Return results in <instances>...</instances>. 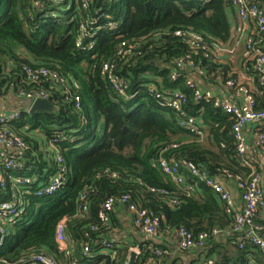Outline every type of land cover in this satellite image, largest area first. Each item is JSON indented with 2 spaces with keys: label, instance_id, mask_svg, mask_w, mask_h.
I'll return each mask as SVG.
<instances>
[{
  "label": "trees",
  "instance_id": "trees-1",
  "mask_svg": "<svg viewBox=\"0 0 264 264\" xmlns=\"http://www.w3.org/2000/svg\"><path fill=\"white\" fill-rule=\"evenodd\" d=\"M84 1H88L87 7ZM251 1L261 7L260 0ZM230 12L237 14L232 0H0V97L23 98V93L45 91L56 108L54 114L33 116L19 111L20 119L10 127L27 144L29 153L39 149L38 138L30 133L45 138V149L56 141L53 146L68 168L65 185L55 195L39 198L36 192L49 183L42 178L43 154L37 163L24 166L15 158L22 166L17 171L32 167L25 177L36 176L38 182L21 191L29 206L9 226L0 264H33V257L39 254L60 260L55 234L64 218L69 219L68 234L76 258L82 260L85 245L98 255L102 251L98 243L112 231L115 215H111L110 225L104 226L100 220L103 206L109 199L119 202L125 197L130 198V204L163 218L161 232L176 236L179 229H186L195 237L208 234L205 248L196 250L207 255L202 261L229 264L206 251L222 233L230 232L231 241H236L233 210L202 180L178 184L160 170L159 161L164 157L194 163L211 177L236 187L237 179L250 180L252 170L237 157L234 119L215 108L213 101H197L196 89H207L190 78L191 72L202 69L206 73L203 79L214 85L239 80L238 75L229 77L227 68L223 75L217 65L216 46L228 44L233 36ZM180 31L204 38L207 51H195L183 43L176 36ZM122 50L131 54L123 59L119 55ZM247 61L246 71L255 77L257 109L263 110L260 74L255 62ZM107 63L118 65L128 86L126 97L103 75ZM40 69L58 73L65 82L48 78L31 82L27 70ZM173 75L178 76L176 82ZM188 81L195 88L189 87ZM176 92L187 99L182 112L163 107L157 98L167 99ZM77 98L82 101L81 109H77ZM185 117L194 118L205 137L180 129ZM259 128V134H264V127ZM51 161L53 177L57 163L54 157ZM4 175L6 187L0 200L15 201L17 189L9 175ZM93 227L98 231H92ZM214 231L221 234L214 236ZM241 243L237 247L244 257L251 254L255 262L264 264L258 249ZM141 248L138 264L148 259L152 264H178L174 260L169 263L172 257L166 246L153 245L169 253L161 258L151 255L149 245ZM117 251L116 260L104 254L95 260L99 264H128L129 247Z\"/></svg>",
  "mask_w": 264,
  "mask_h": 264
},
{
  "label": "built area",
  "instance_id": "built-area-1",
  "mask_svg": "<svg viewBox=\"0 0 264 264\" xmlns=\"http://www.w3.org/2000/svg\"><path fill=\"white\" fill-rule=\"evenodd\" d=\"M84 7H87L88 1H84ZM232 5L236 9L239 18L248 24H252V29L249 35L245 38V56L254 61L256 64V70L260 74L259 84L264 88V11L256 3L251 0H232ZM177 37L182 39L183 43L189 45L193 50L207 51L208 44L204 38L198 34L192 32H178ZM126 47V44H123ZM218 53L220 49L216 46ZM131 51L120 52V57L126 59L127 55H130ZM184 65V64H182ZM186 66V65H185ZM190 68H194L192 63H189ZM29 80L31 82H39V80L48 78L53 82L64 83L65 81L60 78L58 73L51 72L47 69H40L36 71L27 70ZM103 75L107 77L111 83L112 88L123 97L127 96V84L122 80L119 75L118 65L113 63H107L103 69ZM172 80L176 82L178 80L177 75L172 76ZM188 86L195 88L192 81H188ZM227 89L231 92V98H223L216 96L210 90L196 89L197 101H213L215 108L220 109L226 115L231 116L234 119L232 127V136L236 141L237 157L241 165L252 170L250 180L243 181L241 178L237 179V189L240 193V197L243 203L242 210L235 214V226L234 233L241 234L246 233V240L241 244L250 245L258 249L264 256V222H257L259 215L264 216V189L260 186V176L254 170L252 160L248 155V144L246 130L247 128L256 123L258 125L264 124V109L258 110V103L254 96V89L250 86L244 85L240 79L235 81H229L226 84ZM22 97L30 102L34 103L38 99H49L48 94L45 91L26 94L23 93ZM160 99L161 105L168 109L175 111H183V106L186 105L187 99L180 92L174 93L170 98H163L157 95ZM164 103H163V100ZM238 99H243V103L240 104ZM77 109H81L82 101L80 98L76 99ZM21 117L20 112L3 113L0 112V146L5 149H17L21 152L29 150L27 144L23 139L17 135L11 129V124L17 122ZM180 129L189 130L192 133L204 137V132L196 126L194 118L185 117V120L179 123ZM56 141L52 142L54 145ZM258 146L262 151L264 159V134L258 136ZM54 147V146H53ZM55 148V147H54ZM60 153V152H59ZM56 155L57 173L49 180L47 186L41 188L36 192V196L39 198L51 197L55 195L66 183V177L68 174V168L65 166L63 157L61 154ZM16 156H7L5 153L0 158V192L6 187V177L4 172L9 175V178H13L14 173H17L18 169L22 166L18 164L15 159ZM160 170L168 176L175 178L178 184L183 185L187 182L204 181L206 185L212 188L215 193L218 194L220 200L225 203L230 209H234V200L232 193L223 185V183L211 177L206 170L199 168L194 163L181 162L177 160H167L162 157L159 161ZM117 178V175H114ZM15 178H13L14 180ZM35 179V178H34ZM34 179L30 177H19L14 180L15 188L18 193H21L26 186L34 184ZM230 180H233L232 176H229ZM192 186L189 190H192ZM16 195V194H15ZM85 196H83V199ZM130 198L125 197L121 201L116 202L115 199H109L103 206V210L100 214V220L104 226H108L111 223V215L115 213L118 206H123L133 216L134 226L139 232L146 238L155 239L159 236L163 224V218L156 216L153 212L139 208L136 204L129 203ZM119 204V205H118ZM28 204L24 201H3L0 200V262L2 261L3 250L6 246V239L9 235V226L18 219V217L25 212ZM83 212H87V207L82 208ZM69 219H62L56 228L55 239L61 252V259L57 260L54 257L39 254L33 257V264H99L95 258L104 254L109 256L111 260L118 258V246L113 240H101L99 245L102 247V251L95 255L90 245H85L81 252L82 260H78L75 256L74 248L72 245V239L68 234ZM92 231H98L97 228H92ZM214 236L221 234L220 231H214ZM176 237L179 242V249L184 252L192 250H202L206 246L208 234H200L195 237L194 234L186 229H179L176 233ZM87 239H90V234L86 235ZM243 248V245H241ZM135 252L139 259L143 256V250L138 247H129V252ZM151 255L161 258L164 255H169L168 252H163L162 249H155L150 247ZM129 264V263H128ZM140 264H152V259H148L145 263ZM197 264H217L215 259H208L201 261ZM249 264H260L255 261H251Z\"/></svg>",
  "mask_w": 264,
  "mask_h": 264
},
{
  "label": "crops",
  "instance_id": "crops-1",
  "mask_svg": "<svg viewBox=\"0 0 264 264\" xmlns=\"http://www.w3.org/2000/svg\"><path fill=\"white\" fill-rule=\"evenodd\" d=\"M261 8L264 11V0H260ZM231 22L233 23V36L231 41L226 44L220 46L219 56H218V66L220 67L219 72H223L225 68L228 69V76L231 77L232 75H238L240 81L246 85L250 86L251 88H255V77L247 73V57L245 56V38L249 35V32L252 29V24H248L243 22L238 14H234L230 12ZM205 71L199 69L196 73L191 72L190 78L196 82L200 87L212 91L216 96L223 97V98H231V92L227 89L224 83L221 82L219 85H214L210 83L208 80L203 79V75H205ZM239 103H243V99H238ZM32 106V102L26 100L21 97H17L14 95H7L5 97H0V112L3 113H14L19 111H26L29 113L30 108ZM264 127L263 125H258L256 123L250 125L246 130L247 136V144H248V155L252 160V164L254 170L260 176V186L264 189V159L262 156V151L258 146V136L260 132L259 127ZM30 135L35 136L38 138L37 143L39 144V149L37 151H32L29 153L27 150L26 152H21L17 149H5L0 146V158L5 153L7 156H16L21 160V165L24 166L25 163L30 164L31 162L37 163L40 159V155L43 154V159L46 160V165L44 169V176L43 179H49L52 177L50 172V165L51 160L53 157L56 160V155L59 153V150L54 148L50 145L48 148H43V144L46 142L45 138L42 137L39 133L33 132ZM44 142V143H43ZM51 152H54L53 156ZM56 153V154H55ZM60 154V153H59ZM55 155V156H54ZM24 162V163H23ZM27 169H23L24 172L14 173L13 178L17 179L19 177H25L30 172L33 171L32 167H28ZM50 174V175H49ZM13 178H10L12 183L15 182ZM38 178L35 176L34 181H37ZM44 181V180H43ZM36 182V183H37ZM45 182H47L45 180ZM42 182V185L45 184ZM49 182V181H48ZM223 185L232 193L233 200H234V209L233 212L239 213L242 210L243 203L240 197V193L237 187L230 181H221ZM15 198H18V201H24L27 206V200L25 199V195L15 192ZM257 222L261 223L264 222L263 214L259 215L257 218ZM112 225L113 229L110 233L105 236V239L110 241L113 240L116 242L118 247H138L140 249L141 245H149V247L153 248L154 244L166 246L171 252V260L169 263L174 260L178 262V264H197L199 261L207 259V255L197 253L196 250L189 251L187 253H183L179 250V242L176 236L171 235L169 232H165L164 230L159 234V236L155 239L146 238L144 237L139 230L134 226L133 223V216L128 211L126 207L118 206L115 210V215L112 218ZM233 236L230 232L222 233L215 243L210 244L206 253L208 255L212 254L214 258L218 256L220 259H224L229 264H247L251 261H256L253 255H247L244 257L240 251H238L237 245L241 243L243 240H246V233L237 234L235 236V242L231 241ZM73 245V243H72ZM75 250V249H74ZM143 250V249H142ZM202 255V256H201Z\"/></svg>",
  "mask_w": 264,
  "mask_h": 264
},
{
  "label": "water",
  "instance_id": "water-1",
  "mask_svg": "<svg viewBox=\"0 0 264 264\" xmlns=\"http://www.w3.org/2000/svg\"><path fill=\"white\" fill-rule=\"evenodd\" d=\"M56 112L55 106L51 103L49 99H38L30 108L29 114L30 115H37V114H54ZM138 255L130 251L128 255L129 264H137L138 262Z\"/></svg>",
  "mask_w": 264,
  "mask_h": 264
},
{
  "label": "rangeland",
  "instance_id": "rangeland-1",
  "mask_svg": "<svg viewBox=\"0 0 264 264\" xmlns=\"http://www.w3.org/2000/svg\"><path fill=\"white\" fill-rule=\"evenodd\" d=\"M204 137H205V135H204Z\"/></svg>",
  "mask_w": 264,
  "mask_h": 264
}]
</instances>
